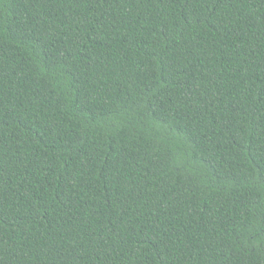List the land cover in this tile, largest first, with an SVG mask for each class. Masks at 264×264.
I'll list each match as a JSON object with an SVG mask.
<instances>
[{
    "label": "trees",
    "instance_id": "1",
    "mask_svg": "<svg viewBox=\"0 0 264 264\" xmlns=\"http://www.w3.org/2000/svg\"><path fill=\"white\" fill-rule=\"evenodd\" d=\"M0 264H264V0H0Z\"/></svg>",
    "mask_w": 264,
    "mask_h": 264
}]
</instances>
